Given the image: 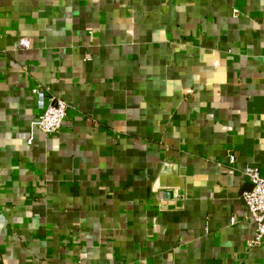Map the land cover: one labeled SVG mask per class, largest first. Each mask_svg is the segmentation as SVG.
<instances>
[{
  "label": "crops",
  "instance_id": "1",
  "mask_svg": "<svg viewBox=\"0 0 264 264\" xmlns=\"http://www.w3.org/2000/svg\"><path fill=\"white\" fill-rule=\"evenodd\" d=\"M248 168L264 0H0V264H264Z\"/></svg>",
  "mask_w": 264,
  "mask_h": 264
},
{
  "label": "built area",
  "instance_id": "2",
  "mask_svg": "<svg viewBox=\"0 0 264 264\" xmlns=\"http://www.w3.org/2000/svg\"><path fill=\"white\" fill-rule=\"evenodd\" d=\"M22 43V41H21ZM19 43L18 46L23 47ZM36 96H41L40 89L33 92ZM69 104L61 99L52 97L48 107L35 122L37 128L46 136H51L59 132L63 123L68 117ZM230 163L237 161L235 156L230 157ZM252 189L244 194V201L248 208L249 218L256 224V232L253 240L249 242L250 247H264V177L260 171L254 168H248L245 172ZM233 223L235 220L232 221ZM39 264H49L42 261Z\"/></svg>",
  "mask_w": 264,
  "mask_h": 264
},
{
  "label": "water",
  "instance_id": "3",
  "mask_svg": "<svg viewBox=\"0 0 264 264\" xmlns=\"http://www.w3.org/2000/svg\"><path fill=\"white\" fill-rule=\"evenodd\" d=\"M252 189V188H251Z\"/></svg>",
  "mask_w": 264,
  "mask_h": 264
}]
</instances>
